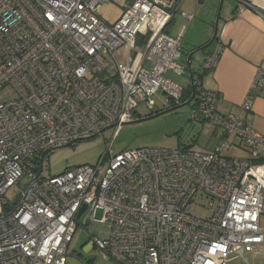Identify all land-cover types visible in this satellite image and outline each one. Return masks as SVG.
Segmentation results:
<instances>
[{"label":"built area","instance_id":"built-area-1","mask_svg":"<svg viewBox=\"0 0 264 264\" xmlns=\"http://www.w3.org/2000/svg\"><path fill=\"white\" fill-rule=\"evenodd\" d=\"M109 1L126 5L111 25L99 15ZM174 8V0H0V264H67L84 212L90 248L117 264H227L264 244V135L220 112L217 93L201 86L220 45L192 79L189 113L217 133L212 151L108 149L94 166L41 176L49 151L118 130L140 117L139 105L154 114L182 103L183 87L166 76L186 70L180 37L165 32ZM263 87L259 69L240 111ZM14 185L22 188L8 204Z\"/></svg>","mask_w":264,"mask_h":264},{"label":"rangeland","instance_id":"rangeland-1","mask_svg":"<svg viewBox=\"0 0 264 264\" xmlns=\"http://www.w3.org/2000/svg\"><path fill=\"white\" fill-rule=\"evenodd\" d=\"M222 3L223 1L220 2V0H214L213 2L201 0L198 4L199 10L192 11L195 19L192 23H187L189 25L186 24L187 31L185 36L180 38V47L183 55L182 64L186 61L185 54L190 51L188 46H186L188 37L195 34V36H201L203 39L204 35H200L201 31L214 28L216 16H219L218 14H220L222 9ZM125 7L126 5L121 7L109 1L101 8L100 18L107 25H111L121 16ZM225 7L226 4L224 5ZM172 27L174 26L172 25L170 29ZM170 29L168 28V31H171ZM174 30L173 33L167 35L175 38ZM201 61L202 53L195 52L191 59V69L196 71ZM166 76L182 87L188 84L187 74L174 76L168 72ZM162 99L163 96L159 93L153 96L158 109H161ZM190 107L184 106L174 112L141 123L123 125L116 131L111 128L95 137L49 151L42 160L41 176L55 175L65 169L79 165L94 166L99 161L100 156L108 149L112 153H118L141 147L170 150L192 145H194V147L192 146L194 149L197 146L203 147L209 135V130L207 132L206 128L201 129L199 123L189 120ZM136 112L141 118L149 114L144 105H139ZM231 154L232 152H229V155ZM21 186L14 185L6 191L5 199L8 204H13L17 201ZM199 204H205L207 208L212 206L211 201L204 202L202 200ZM208 213L207 211L204 212L205 215ZM88 216L89 212H84L79 218L78 227L68 246L67 264H117L112 260L105 259L98 251L90 248L88 227L85 226ZM262 262H264V254L252 255L251 251L250 253H245L242 257L232 256L227 264H260Z\"/></svg>","mask_w":264,"mask_h":264},{"label":"crops","instance_id":"crops-1","mask_svg":"<svg viewBox=\"0 0 264 264\" xmlns=\"http://www.w3.org/2000/svg\"><path fill=\"white\" fill-rule=\"evenodd\" d=\"M200 1L174 0L175 8L172 11V18L165 28L166 34L173 33V30L176 29L174 30L175 38L184 37L187 25L195 19L192 11L199 10L198 4ZM208 1L213 2L214 0ZM222 1V9L220 14H218L219 16H216V20L218 19V21L217 23L215 21L214 28L202 30L200 35H204L203 39L201 36H195V34L188 37L186 46H188L190 51L188 54H185V66L187 65L188 56H191V65L193 54L198 49L203 48V46L206 47L204 51H198L202 53V61L198 69L196 71L191 69L193 78H196L205 56L216 50L217 46L220 45L221 52L218 64L214 69L205 72L201 76V86L206 90L217 93V106L220 112L223 114L239 115L247 126L257 133L264 135V87L253 94L250 100V110L240 111V105L244 102L258 70L262 69L264 71V0ZM241 1L248 5H244ZM225 4L226 7L224 8ZM186 16H190V18ZM172 25L175 28L172 27L170 29ZM215 26H217L216 39L210 43ZM168 28L171 31H168ZM184 74L188 75V84L183 87L184 92L189 89L191 93V82L187 67ZM199 125L201 129L206 128L207 132L209 130V135L207 134L205 145L203 147L197 146L196 149L212 151L217 143V133L206 124L199 123ZM192 146L194 147V145ZM261 151V158H264V146L261 148ZM230 152L234 156H246L245 152L241 149H233ZM259 164L264 165V162ZM253 254H264V244L256 246L252 250ZM260 264H264V262Z\"/></svg>","mask_w":264,"mask_h":264},{"label":"water","instance_id":"water-1","mask_svg":"<svg viewBox=\"0 0 264 264\" xmlns=\"http://www.w3.org/2000/svg\"><path fill=\"white\" fill-rule=\"evenodd\" d=\"M221 2H222V0H221ZM217 21H218V19L216 20V23H217ZM216 29H217V26H215L214 34H213V36H212V38H211V40H210V43L215 39V36H216ZM186 67H187V70H188V72H189V77H190V82H191V86H190V87H191V93H190V97H189L185 102H183V103H181V104H179V105L173 106V107H171V108L165 109V110H163V111H161V112H157V113H154V114H151V115H148V116H145V117H142V118H139V119L133 120V121L128 122V123H126V124H124V125H131V124L141 123V122H144V121H148V120H151V119H155V118H157V117H159V116H162V115H165V114H168V113L174 112V111H176V110H178V109H181V108H183L184 106H189V105L193 102V100H194V96H195V92H194V90H193V86H192V79H193V76H192V72H191V68H190V56L187 57V65H186ZM113 127H114V126H108V127H105V128H103V129H101L99 132H97L96 134H93L92 136H90L89 138H91V137H95V136L101 134L102 132H104V131H106V130H108V129H111V128H113ZM86 139H88V138H86ZM82 140H85V139H78V140H76V141H74V142H71V143H69V144L63 145V146H61V147H59V148L69 146V145H71V144H73V143H75V142L82 141ZM55 149H57V148H55ZM53 150H54V149H53ZM37 174H40V167L38 168ZM85 208H86L85 205H83V206L81 207V209L78 211V213H77V215H76V219H78V218L80 217V215L84 212Z\"/></svg>","mask_w":264,"mask_h":264},{"label":"trees","instance_id":"trees-1","mask_svg":"<svg viewBox=\"0 0 264 264\" xmlns=\"http://www.w3.org/2000/svg\"><path fill=\"white\" fill-rule=\"evenodd\" d=\"M216 39V38H215ZM214 39V40H215ZM214 42V41H213ZM206 47L205 46H203V48H201V49H198L197 51H204V49H205ZM188 56V55H187ZM190 58H191V56H190ZM190 94V91H189V89H187L185 92H184V94H183V98H182V102H184L189 96ZM191 106V105H190ZM148 115H151V114H148ZM148 115H146V116H148ZM258 163H262V162H264V158H260L258 161H257ZM66 170V169H65ZM64 171V170H63Z\"/></svg>","mask_w":264,"mask_h":264}]
</instances>
